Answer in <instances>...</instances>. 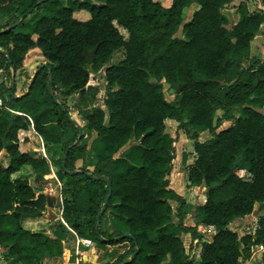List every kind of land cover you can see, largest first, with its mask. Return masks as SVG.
I'll return each instance as SVG.
<instances>
[{
	"label": "trees",
	"instance_id": "obj_1",
	"mask_svg": "<svg viewBox=\"0 0 264 264\" xmlns=\"http://www.w3.org/2000/svg\"><path fill=\"white\" fill-rule=\"evenodd\" d=\"M232 1L172 0L166 7L155 0H76L70 6L62 0H0V15L22 18L0 28V68L20 70L35 49L48 59L38 66L30 92L15 97V86L4 84L0 94L5 107L32 117L49 157L21 148L18 130L29 128V119L0 107V152L10 159L8 166H0V245L10 244L7 264H41L44 256H61L65 248L75 251L83 238L101 246L130 244L104 264H162L168 254L172 264H239L253 246H263L264 262V215L255 231L243 236L231 226L264 202V60L242 65L264 24V9L250 12L239 6V21L229 29L223 9ZM192 3L198 6L186 20ZM78 10L90 17L76 18ZM180 26L183 37L177 35ZM121 48L124 58L111 63ZM103 66L110 85L106 109L78 108L88 132L95 129L103 146L91 167L85 149L79 154L82 127L61 98L84 96L90 73ZM163 80L179 90L174 100L166 99ZM235 107L240 108L236 118ZM11 117L14 125L7 132ZM167 119L177 120L179 129H194L196 158L188 180L207 187L206 200L195 208L196 226L184 224L191 205L170 183L176 147ZM224 121L231 124L219 131ZM66 130L74 133L67 141ZM204 130L211 138L200 141ZM130 141L136 143L118 155ZM24 164L32 166L38 180L52 165L65 179L63 215L52 221L50 234L22 225L24 213L46 208L45 194H37L28 179H11ZM171 201L177 202L176 209ZM110 211L112 232L103 228ZM198 225L214 226L216 234L201 242L196 261L179 235L190 232L199 243Z\"/></svg>",
	"mask_w": 264,
	"mask_h": 264
},
{
	"label": "rangeland",
	"instance_id": "obj_2",
	"mask_svg": "<svg viewBox=\"0 0 264 264\" xmlns=\"http://www.w3.org/2000/svg\"><path fill=\"white\" fill-rule=\"evenodd\" d=\"M76 0H62V3L66 6L72 5ZM161 2L164 6L168 7L172 4V0H155ZM246 5L251 12H257L262 10L260 7L261 1L260 0H233L232 2L225 5L223 12L229 17V22L226 25L227 28L231 29L235 20L239 19L240 13L238 12V7L242 5ZM196 3L190 4L186 8V20H189L192 17V14L194 10L197 8ZM32 15H30L28 18H31ZM74 16L80 20H87L90 17V14L86 10H78L74 12ZM22 19L19 17L18 14L10 13L6 15H0V28L5 26L8 22H12L17 19ZM264 25V24H263ZM182 26H180L177 35L180 37H183V30ZM121 32L125 37H128V32L124 28H120ZM261 33L256 34L254 39L251 42V47H253V50L251 51L250 55L244 60L243 66H248L251 64L254 59L258 58V60H264V46L261 47L259 40L262 42L261 44L264 45V37L262 39H259V36L264 35V26L261 28ZM263 48V49H262ZM252 49V48H251ZM258 49V51H257ZM3 50H6L5 47ZM29 54V55H28ZM26 56V59L24 61V66L18 70L13 71V69L7 67L6 65L3 68H0V94L1 90H3V85L5 84L6 87L15 86V94L16 95H22L24 94L29 87L30 81L32 77L34 76L36 69L38 66L48 63V59L42 55V53L38 50H32L30 53H28ZM125 56V50L123 48L116 50L111 59V63H117L121 59H123ZM107 66L101 67L96 72L90 73V79L88 82V86L90 87L86 94L82 97L79 96V93L72 94L70 96L62 97L61 100L65 102L72 118L76 121V123L82 127L83 130V138L81 141V152L79 154L83 153V149H85V155L86 160L89 163H93V161L97 160L98 151H102V146L100 145V140L98 138V135L96 133H89L87 129V121L80 115L78 108L85 109L87 107H95L100 106L106 109V105L104 103V100L107 96V93L110 89V85L108 84L106 77H105V71ZM163 86H164V93L167 100L171 101L174 100L175 95L177 91H175L173 88L170 87V85L163 80ZM9 92H7L8 94ZM1 107H5L4 105ZM6 110L10 112V114H18V110L14 107H5ZM222 114V110H218L216 112V116H220ZM234 117L240 116V108L235 107L233 110ZM166 127L167 131L170 132V134L175 137V147H176V158L174 162V168L172 170V173L170 175V183L175 190L182 191L185 186V198L187 201H189L192 205H198L202 203L206 197H207V187H204V185L198 184V183H190L188 180L189 171L190 168L193 165L194 158H196V152L194 149V139L192 138L194 134V129L188 126V131L184 129H179V122L175 119L173 120H166ZM230 122L224 121L222 122L221 126L218 128L219 130L226 128L230 126ZM33 145L34 148L37 149H44V141L43 138L40 139L37 135L33 134ZM74 133L70 131L64 132V138L65 141L68 139H71L73 137ZM87 135V138H86ZM81 137V135H80ZM211 138V134L209 131H206L204 133H199V139L200 141H205L207 139ZM135 141H130L128 144H126L118 153L120 155L124 150H126L128 147L135 144ZM101 146V148H100ZM23 150H25L27 147L24 144H22L21 147ZM51 148L59 151L62 148V153L65 151L61 145H52ZM100 148V150H99ZM88 150V151H87ZM81 160L78 161V165L80 164ZM61 182L62 187L64 185L63 177L60 174H56ZM46 179L45 177L42 180H38L36 182L33 181V187L36 191H42L45 193V186L49 181L53 182L54 186H57L56 180L52 179L53 176H49ZM54 194V193H52ZM175 204V202H173ZM63 206L62 201L58 199V205L56 206V212L62 216L63 215ZM44 214L47 215V210L45 208ZM42 211V212H43ZM28 213H35L33 209H30ZM112 212L108 213V216L104 219L103 222V228L108 229L109 231L115 230V225L112 221ZM264 215V202L257 203L255 205L254 212L250 215L244 216L242 218L236 219L232 224V228H234L241 236H243L246 233L254 232L257 224L258 219ZM49 218V217H48ZM92 241V240H91ZM203 241V238L199 241L200 243ZM81 244L83 242H80ZM198 243L197 245L199 246ZM85 244V243H83ZM86 245V244H85ZM87 246V245H86ZM201 248L196 247L194 248V251L190 252L193 257H197L199 255ZM252 251L250 252L249 256H244L240 259L239 264H264L262 259V251L263 248L261 246H253ZM193 253V254H192ZM12 256L8 253V250H5V248H0V263L1 264H7L11 261ZM54 264H56L54 262ZM59 264H63L62 261H59Z\"/></svg>",
	"mask_w": 264,
	"mask_h": 264
},
{
	"label": "crops",
	"instance_id": "obj_3",
	"mask_svg": "<svg viewBox=\"0 0 264 264\" xmlns=\"http://www.w3.org/2000/svg\"><path fill=\"white\" fill-rule=\"evenodd\" d=\"M260 7L262 9H264V6L262 5V2L260 4ZM239 18H240V16H239ZM235 21L236 22L234 24H236L239 21V19H237ZM262 37H264V35L259 36V39H262ZM259 43H260L261 47L264 46V45L261 44L262 42L260 40H259ZM251 48H252L251 49V51H252L253 47H251ZM257 51H258V49H257ZM167 120H173V119H167ZM85 121H87V120L85 119ZM166 123H167V121H166ZM92 130L96 133V135H98V133H97V131L95 129H92ZM25 131H26V137H25V142L24 143H25V145L27 147L26 149L29 148L31 151H35L39 155H42V156H44L45 158H47L49 160L48 153H47L46 142L44 140H43L44 144H45L44 149L34 148V145H33L34 144L33 143V137H34L33 134H35L38 137H40V139L42 138L41 135L35 129H32L30 126H29V128L25 129ZM206 131H208V130H204V131H202L200 133H204ZM24 143H22V144H24ZM22 144H21V147H22ZM100 145L102 146V142H100ZM101 146H100V148H101ZM100 148H99V150H100ZM102 148H103V146H102ZM37 150H42L43 154H40ZM78 161H77V164H78ZM194 161H195V158H194ZM194 161H193V163H194ZM9 162H10V159L5 154V151H1L0 152V166L6 167V166H8ZM174 162H173V168H174ZM81 163H82V161L80 162L79 165H81ZM95 163H96V160L93 161L92 164L90 162L89 163L87 162V164L91 165V167ZM51 169H52V171L49 174L44 175V177L46 179H50V178H47V177L53 176L52 179L56 180L57 186H54L53 182L49 181L46 184V186H45V190H46L45 193L42 192V191H36L37 194L43 193L46 196L47 215L44 214V211L41 212L42 213L41 216L31 215V214H35V213H38V212H35V213H24L23 219H22V225H23V227L25 229H28V230H31V231H43V230H46L47 233L50 234L51 231L49 230V226L51 225L52 220H50L48 218L49 211L52 210L53 212L57 213L55 210H56V206L58 205V199H60L62 201V206H63V192H62V187H60L61 186V182H60L59 178L56 175L57 173H56L53 165L51 166ZM24 178L28 179L30 181L31 185H33V181L34 182L38 181L37 176L33 172L32 166L30 164L22 165L21 168L18 171H15L14 173L11 174V179L12 180L24 179ZM201 185H204V187H206V185L204 183H202ZM172 188H173V186H172ZM176 191L179 194L183 195V196L186 195L185 192H184L185 191V186H184V189L182 191H179V190H176ZM52 193H54V194H52ZM173 202H175V204H173ZM187 202L191 205V203L189 201H187ZM171 204L174 207V209H176V207L178 206L176 201H171ZM195 208H196V205H194L193 207L191 205L190 210L185 215L184 220H183L185 225L196 226V219L194 217L195 216ZM110 212L113 213V211H110ZM59 218H62V216L59 215ZM173 219H174L175 222H178V220H179L176 216H174ZM198 231L203 235V237H202L203 240L211 241L213 236L216 234L215 227L211 226V225H198ZM179 236H180V238L182 239V241L184 243L186 252L190 255V257L194 258L193 255L190 254V252L194 251V248H196V247L200 246V248H201V243L199 242L200 244L198 246L197 245L198 242L197 241H193V238H192V235H191L190 232H182ZM151 237H152V239L156 240V237H157L156 233L152 234ZM80 242L81 241H78V244H77V247L75 248V251H73L71 248H65L64 252H63V254L61 256H54V257L44 256L42 258V260H41V264H54V262L56 264H59V261H62L63 264H104L106 262H110V261L115 260L119 256L120 253H122V252H124V251H126V250H128L130 248V244L128 242H123V243H119V244H116V245H104V246L98 245L94 241H91V243L89 245H87V246L85 244H83V243L81 244ZM9 246H10V244L0 245V248L1 247L5 248V250H8V253L10 254ZM261 247L263 248V246H261ZM74 254H75V257H76L75 259H73ZM200 255H201V250L199 252V255L197 257H195L194 259L196 261H199L200 260ZM162 264H172L171 263V257H170L169 254L165 257V259H164Z\"/></svg>",
	"mask_w": 264,
	"mask_h": 264
},
{
	"label": "water",
	"instance_id": "obj_4",
	"mask_svg": "<svg viewBox=\"0 0 264 264\" xmlns=\"http://www.w3.org/2000/svg\"><path fill=\"white\" fill-rule=\"evenodd\" d=\"M16 24H14V25H12V26H10V27H14ZM261 33V31H259L258 32V34H260ZM93 54H94V50L93 51H90V52H88V62L89 63H92L93 62ZM44 65H46V64H42L40 67H42V66H44ZM35 78H36V73L34 74V76L32 77V79H31V81H30V84H29V87H28V90H27V92L26 93H28V92H30V89H31V86H32V84H33V82H34V80H35ZM179 91V90H178ZM177 91V92H178ZM25 94V93H24ZM23 94V95H24ZM21 95H19V96H15V97H20ZM14 119H15V117H11L10 118V122H9V125H8V129H7V132H9L10 130H11V128L13 127V125H14ZM81 136L83 135V132H81V134H80ZM78 140H80V139H78ZM3 143H4V145L6 144V136L5 137H3ZM40 154H43V151L42 150H37ZM240 164V159H238L237 160V166ZM234 174V170H232V172L230 173V175L228 176V177H230V176H232ZM217 187V185H215V186H213V187H211V188H216ZM31 215H38V216H41L42 215V213L41 212H38V213H35V214H31ZM49 219L50 220H55V219H57V218H59V215L57 214V213H55V212H53L52 210H50L49 211Z\"/></svg>",
	"mask_w": 264,
	"mask_h": 264
},
{
	"label": "built area",
	"instance_id": "obj_5",
	"mask_svg": "<svg viewBox=\"0 0 264 264\" xmlns=\"http://www.w3.org/2000/svg\"><path fill=\"white\" fill-rule=\"evenodd\" d=\"M3 106V100L2 98L0 97V107ZM18 114H20L21 116L23 117H27L30 121V127L32 129H35V126H34V122H33V119L31 116H29L27 113H24V112H17ZM18 143L22 144L25 142V137H26V131H25V128H20L18 130ZM78 241H81L83 243H85L86 245H89L91 243V239H86V238H83V239H79Z\"/></svg>",
	"mask_w": 264,
	"mask_h": 264
},
{
	"label": "flooded vegetation",
	"instance_id": "obj_6",
	"mask_svg": "<svg viewBox=\"0 0 264 264\" xmlns=\"http://www.w3.org/2000/svg\"><path fill=\"white\" fill-rule=\"evenodd\" d=\"M37 71H38V68L36 69V72H37ZM36 72H35V73H36Z\"/></svg>",
	"mask_w": 264,
	"mask_h": 264
}]
</instances>
